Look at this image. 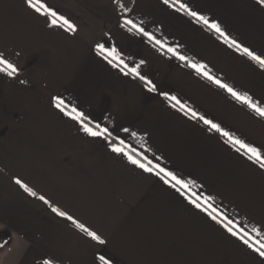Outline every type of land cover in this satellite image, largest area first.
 I'll return each mask as SVG.
<instances>
[{
  "label": "crops",
  "instance_id": "crops-1",
  "mask_svg": "<svg viewBox=\"0 0 264 264\" xmlns=\"http://www.w3.org/2000/svg\"><path fill=\"white\" fill-rule=\"evenodd\" d=\"M32 3L44 7L37 12L26 0H0V54L18 69L12 76L0 72V264H102L100 256L110 264H264L220 222L232 221L229 227L242 228L250 243L264 242V168L204 123L211 120L264 156V116L188 62L205 65L209 75L264 108V66L188 11L219 23L229 40L264 59V4ZM97 44L116 49L128 68L109 63ZM173 96L180 101L175 107ZM55 97L67 110L83 112L93 130L108 133H86L55 106ZM156 164L189 187H173L163 172L156 175Z\"/></svg>",
  "mask_w": 264,
  "mask_h": 264
},
{
  "label": "snow or ice",
  "instance_id": "snow-or-ice-1",
  "mask_svg": "<svg viewBox=\"0 0 264 264\" xmlns=\"http://www.w3.org/2000/svg\"><path fill=\"white\" fill-rule=\"evenodd\" d=\"M26 2L28 3V5L30 7L35 9L37 12H40L41 7H44L43 5H41V7H37L36 4L32 3V0H26ZM164 2L167 4L168 0H164ZM260 3L264 4V0H260ZM180 7L186 8L187 6L184 4H181ZM188 11H189V14L191 16L197 18V20L199 22H202L204 25H207L208 27L214 29L221 36H224L226 43H230L231 45H234L238 51L242 50L244 53H246L248 56H250L253 60L258 61L261 64V66H264V59H262L260 56L255 55L248 48H242V46L240 44H238L235 40H229L227 35L222 31L219 23H217L215 21L210 22L207 17H205L203 15H199L197 12L191 11L190 9ZM47 13L51 17L57 16L56 12L52 11L51 9H47ZM58 19L60 21H62L63 24L67 25L69 30H71L73 32L76 30L75 26L72 25L64 17H58ZM51 23L56 24L57 19H53L51 21ZM125 24L131 25V28H136L137 31L148 36L149 39L155 40L156 44H159L161 47H164V45L162 44V42L160 40H156V38L154 36H152L150 33L145 32L143 28L134 24L132 20L126 19ZM131 28L129 29L130 31H131ZM96 48L102 54L107 53L104 58L107 59L109 63H113V60H116V61H118V63L115 64L116 67H120V65H123V68H128V65L124 64V61L122 59H120L119 54L116 52V49L113 48L111 50H108L105 48V46L103 44H97ZM167 50L169 52L175 54V55H178L179 59H181V60H185V61L188 60V58L186 56L179 55V53L177 52V50L175 48L170 47ZM109 57H112V59H109ZM188 62L192 68L196 69L198 72H201L208 79L214 80V82L216 84H218L222 88H225L229 93H231L234 97H236V99L240 100L242 103L248 104L249 107L254 109L260 115L264 116V108H261L257 103H254L251 100V98L248 97L247 95H241L240 93L236 92L232 87H229V85L224 84L220 80H217L214 77H212L211 75H209V73L207 71H205V65L195 64V63H192L191 61H188ZM123 68L121 69V71H123ZM130 71H131V73H133L137 76H140V73L138 72L136 67L131 68ZM0 72H3L9 76H12L18 72V69L16 68V66L13 63H11L9 60L4 58L3 54H0ZM141 79H143V77H141ZM151 83H152L151 81H148V84H151ZM151 90L155 91L154 85L152 86ZM171 100L176 102L175 104H173V107H175L176 104L180 103V101L177 100V98L175 96L171 97ZM54 102H55V106L57 108H59L61 111L65 112V114L70 116L73 120L78 121L80 123V125L82 126L83 130L86 133H88L89 135L96 137V136H105V134L108 133L107 128H102L99 130H93V128L89 127V125L85 122L83 112L78 111V109L76 107H72L71 110H67V106L64 105V101L62 99H60L59 97H55ZM181 107L183 108L184 106L181 105ZM188 111H191V110L189 109ZM192 115L195 117L196 113L193 112ZM199 118L204 119L203 117H199ZM204 123L209 124L213 129H216L217 131H221L224 136L228 137L229 141H231L234 144L239 145L240 148L245 149L246 152L250 154L248 157L250 160L255 159L256 161H259L260 167L264 168V156H262L260 150L257 147L245 144L243 141H241L239 139H234L228 132L222 131L220 126L218 124L213 123L211 120H204ZM133 135H135V134L133 133ZM121 144H123V141H121ZM112 150L116 153L125 152L124 148L117 147L115 145H112ZM125 154L128 155V159L133 164L138 165L140 168L144 169L145 171H148V172L153 171V167H148L144 163H141L138 159H134L132 155L127 154V153H125ZM149 163H151V162H149ZM154 167L156 169H159V171L156 172V175L159 176L160 173L163 172L165 174V176L170 178V181H174V183L172 184L173 187H176V185H180L181 187H183L185 189H187L189 187L188 183H186L184 180H182L179 177H177L176 175H174L172 172H166L165 169H163L159 166V164L154 165ZM170 181H165V182L168 183ZM16 183L21 184V187H23L25 189V191L29 192L31 195H35V193L32 192V190L30 188H28L27 185L22 184L20 180H17ZM195 195H196L195 193L192 194V196H195ZM192 196L188 197L189 202L192 203L193 205H195L197 208H201L202 207L201 204L197 202L198 198L193 199ZM40 199L45 200V198L43 196H41ZM208 199H210V197ZM45 203H47L46 200H45ZM209 207H211V206L209 205ZM52 210L54 212H58V210L55 208H53ZM203 210L207 212L208 208H203ZM58 214L61 216L66 215V213H64V212H58ZM209 215L212 217L213 220L217 219V217L215 215H212L211 212H209ZM68 218L72 219L71 217H68ZM220 222L223 224V226L225 227V229L229 233H231L233 236H237L240 240L243 241V243L248 245L250 248H252L257 253H259L260 256L264 257V250H262V249H264V242L256 240L253 243H250L249 239H245V237L248 236V233L244 232V230L242 228H240L239 230H233L232 227H229V225L232 224V221H230V220L227 223H224L223 220ZM77 226L80 227L82 230L88 232V235L91 236L94 240H97L100 243H104V241H102L101 238L95 232L89 231L88 229L84 228V226L81 224H78ZM99 259L102 261V264H110V261L105 259L104 256H100ZM44 264H52V262L50 260H46L44 262Z\"/></svg>",
  "mask_w": 264,
  "mask_h": 264
}]
</instances>
